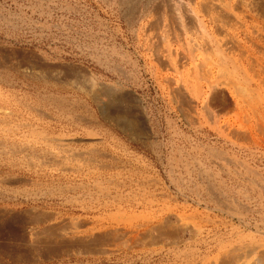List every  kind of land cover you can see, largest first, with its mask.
Wrapping results in <instances>:
<instances>
[{
	"label": "rangeland",
	"instance_id": "1",
	"mask_svg": "<svg viewBox=\"0 0 264 264\" xmlns=\"http://www.w3.org/2000/svg\"><path fill=\"white\" fill-rule=\"evenodd\" d=\"M153 2L155 0H0V98L7 101L13 111L7 126L18 129L16 138H30L29 134L34 131L47 140L50 139L49 148L55 154L62 155L61 164L68 167L67 171L60 170L57 166L33 169L34 171L21 165L11 169L9 162L23 161V164L25 156L17 155L16 158L0 160V169L16 179L15 184L6 186L10 192L16 193L10 194L0 188V208L15 209L10 216H0V264H186L189 244L184 240L188 238V234L177 230L174 225V217L182 214L193 215L198 218L197 221L206 218L217 220L221 223L212 229L230 233L235 228L243 237H248L247 241L264 238V89L257 112L260 114H256L257 120L256 115L253 117L248 108L240 113L226 111V114L221 112L218 115L217 109L208 106L209 91L206 87L200 95L192 91L193 70L188 63L179 60L177 45L170 43L167 46L166 62L155 57L156 47L149 38V23L156 19L151 10L155 7ZM256 25L260 29L259 34L264 35L263 16L257 17ZM236 36L250 53V57H254L264 68V38L257 39L259 42L256 40L258 45L255 48L245 41L244 33ZM180 87L183 89L179 90ZM169 92L172 93L168 95ZM226 97L229 102L231 98L232 101L234 99L231 92H226ZM207 115L210 118L212 115V118H207ZM242 117L247 118V122ZM259 122L263 124V129L259 128L261 131L258 132L255 125L261 127ZM32 126L38 127L32 129ZM235 129L239 132L244 130L242 132H246L250 139H243V142L240 136L233 137L230 133ZM99 189L103 192H99ZM208 190L214 194L210 195L211 191L208 193ZM26 191H33L37 196L19 197ZM213 195L216 199L224 198L223 202L238 209L241 217L231 219L217 213L213 208ZM41 212L43 213L40 214ZM53 213L56 215L53 216ZM32 215L35 220L38 216L41 217L35 221L34 217L30 218ZM50 216H53L50 220L46 218ZM51 222L53 223L50 224ZM163 223L169 224L167 228H171L170 231L167 228L163 230ZM54 226L60 227L54 229ZM121 229L128 231L124 238L112 240L110 235L122 232ZM206 231L205 228V238ZM57 232L69 233L68 235L76 238L61 239ZM91 234L97 242H94ZM35 235L40 237L36 238ZM113 241L118 245H114ZM90 244L97 247H91ZM121 244L126 246H120ZM78 245L81 249H77ZM199 247L200 252H203L207 246ZM89 248L94 250L90 253ZM196 256L197 254L193 259Z\"/></svg>",
	"mask_w": 264,
	"mask_h": 264
},
{
	"label": "bare ground",
	"instance_id": "2",
	"mask_svg": "<svg viewBox=\"0 0 264 264\" xmlns=\"http://www.w3.org/2000/svg\"><path fill=\"white\" fill-rule=\"evenodd\" d=\"M115 1V0H114ZM136 1V0H135ZM152 0H150L151 2ZM154 3V2H153ZM143 4V3H142ZM141 4V5H142ZM145 4V3H144ZM147 4V3H146ZM122 5V4H121ZM154 8H152V13L156 16V19L154 22L149 23L151 25L149 27L150 34L149 38L152 41L154 47H156V53H157V59L162 61H167V56L165 53L168 51L167 46H170L171 44H175L178 47V56L180 57L179 60L184 61L186 64L188 63L189 67H192V73L191 76L194 78V82L192 83L193 86V92L194 94L200 95L202 92V89L206 87L209 91V100H208V106L211 105L212 109L213 107L217 109V114H221V112L225 113L226 111H233L235 113H240L242 111H245L246 108L251 111L252 116L254 117V114H260L258 112L259 105L262 101L261 93L264 89V68L260 66V64L253 58L250 57V53L240 44V41L236 36L238 33H244L246 36L245 41L247 40L249 43L253 44V46L256 45L257 39L264 38V35L259 34V30L257 28L256 22L258 16L264 17V2L263 0H155ZM140 6V5H139ZM147 6V5H146ZM145 6V8H146ZM138 7V6H137ZM122 8V7H120ZM151 8V7H150ZM149 8V9H150ZM134 9V8H133ZM149 10V12L151 11ZM124 11V10H122ZM130 11V10H129ZM133 11V10H132ZM131 11V12H132ZM137 11V10H136ZM135 12V10H134ZM142 13V11H140ZM148 12V13H149ZM125 14V13H124ZM129 14V13H128ZM134 14V13H133ZM138 14V13H137ZM136 15V14H135ZM144 15V14H142ZM141 15V16H142ZM127 16V15H126ZM133 16V15H132ZM131 17V16H130ZM135 17V16H134ZM140 17V16H139ZM147 17V15L145 16ZM151 17V16H150ZM133 18V17H132ZM136 18L137 15H136ZM129 20V19H128ZM136 20V19H135ZM144 20V18L142 19ZM150 20V19H149ZM129 22V21H128ZM134 22V21H133ZM127 23V22H126ZM132 23V22H130ZM148 23V22H147ZM135 24V23H132ZM262 24V23H261ZM131 25V24H130ZM140 25V24H139ZM144 26V25H142ZM148 27V26H147ZM135 31V30H134ZM146 31V30H145ZM262 33V32H261ZM264 34V33H263ZM146 35V34H145ZM148 37V36H147ZM148 40V39H146ZM258 41V40H257ZM259 42V41H258ZM150 43V42H149ZM139 44V43H138ZM264 44V43H263ZM261 47H263L261 45ZM260 47V48H261ZM149 48V47H148ZM259 48V49H260ZM154 49V48H153ZM174 49V48H173ZM173 49L172 52L174 51ZM262 49V48H261ZM249 50V49H248ZM152 51V50H151ZM262 51V50H261ZM153 52V51H152ZM148 53V52H147ZM155 53V52H154ZM261 53V52H258ZM173 54V53H171ZM198 54V55H197ZM264 54V53H263ZM175 55V54H174ZM172 55V56H174ZM207 55V58L206 56ZM148 56V55H147ZM1 57V56H0ZM257 58V57H256ZM11 59V58H10ZM156 59V60H157ZM157 60V61H158ZM156 61V62H157ZM195 61H198L195 63ZM1 62V59H0ZM177 62V61H176ZM11 63V62H10ZM178 63H180L178 61ZM183 63V62H182ZM184 63V64H185ZM1 64V63H0ZM158 64H165V63H159ZM168 64V63H167ZM166 65V64H165ZM162 65V66H165ZM152 66V65H151ZM168 66V65H166ZM179 67V66H178ZM188 67V68H189ZM170 68V66H169ZM150 70V69H149ZM172 71V70H171ZM176 71V70H175ZM3 72V71H2ZM189 73V71L187 72ZM174 74V73H172ZM185 75V74H184ZM170 76V75H169ZM189 76V75H188ZM168 77V76H167ZM166 77V78H167ZM178 77V76H177ZM165 78V79H166ZM175 78V77H174ZM184 78V77H183ZM186 81H187V75H186ZM169 79V78H167ZM171 79V78H170ZM1 80V79H0ZM173 80V79H172ZM177 80V79H175ZM7 81V80H6ZM167 82V80H166ZM180 82V81H177ZM192 82V80H191ZM168 84V83H167ZM6 85V84H4ZM182 85V84H181ZM180 85V86H181ZM179 86V84H178ZM165 87V86H164ZM169 89L171 87L167 86ZM191 88V87H190ZM183 89L182 87L179 88ZM187 89V87H186ZM178 90V89H177ZM172 91V90H171ZM175 91V88H174ZM184 91V90H183ZM191 91V89H190ZM179 92V91H178ZM176 91V93H178ZM181 92V91H180ZM189 92V91H188ZM226 92H231L233 94V101L231 98V102L227 100ZM1 93V92H0ZM172 92H169L171 94ZM179 94V93H178ZM205 94V92L203 93ZM208 94V92H207ZM264 94V93H263ZM191 95V94H190ZM15 96V95H14ZM176 96V95H175ZM186 96V94H185ZM205 97V95H203ZM202 96V97H203ZM207 96V95H206ZM229 96V95H228ZM172 97V96H171ZM181 97V96H180ZM189 97V96H188ZM174 98V97H173ZM187 99V96H186ZM204 99V98H203ZM202 99V100H203ZM7 100V99H6ZM9 100V99H8ZM11 100V99H10ZM172 100V99H171ZM185 100V99H184ZM206 100V98H205ZM117 101V100H116ZM183 101V99H182ZM189 101V100H188ZM188 101H185L186 103ZM191 101V100H190ZM204 101V100H203ZM20 102V101H19ZM194 102V101H193ZM202 102V101H200ZM191 103V102H190ZM197 103V102H196ZM264 103V102H263ZM184 104V102L182 103ZM182 104H180L182 106ZM205 104V103H204ZM203 104V105H204ZM10 104H8L7 101H4L2 98H0V160H6L10 159L12 157L16 158L17 155H22V157L25 156L26 159L25 163L21 164L22 162H9V167L13 169L14 167L25 166L29 169H39L43 167H50V166H57L60 167V170H68V167L65 165H62L63 157L62 155L55 154L49 146L51 145L48 140L44 136L40 135L39 133L29 132V137H22V138H16L15 134L18 131L17 128H10L7 126V123H9V120L13 116V111L9 107ZM19 105V104H18ZM185 105V104H184ZM200 105V104H199ZM179 106V105H178ZM189 107V105H187ZM185 106V107H187ZM118 107V106H117ZM203 107V106H202ZM263 107V106H262ZM179 108V107H178ZM261 108V107H260ZM191 109L190 107L188 108ZM200 109H202L200 107ZM179 110V109H178ZM192 110V109H191ZM203 110V109H202ZM205 110V109H204ZM203 110V111H204ZM261 110V109H260ZM42 111V110H41ZM186 110H184L185 112ZM202 111V112H203ZM206 111V110H205ZM210 111V110H209ZM182 112V111H181ZM183 112V114H185ZM199 112V111H197ZM208 112V111H206ZM216 112V111H214ZM46 113V112H45ZM212 113V112H211ZM228 113V112H227ZM264 113V112H263ZM20 114V113H19ZM41 114V113H40ZM181 114V113H180ZM188 113H186L187 115ZM218 114V115H219ZM226 114V113H225ZM244 114V113H243ZM249 114V113H248ZM185 115V116H186ZM206 115V114H205ZM210 115V114H209ZM213 115V114H212ZM211 115V118H212ZM230 115V113H229ZM20 116V115H19ZM184 116V115H183ZM190 116V115H189ZM197 116V115H196ZM236 117V115H234ZM244 116V115H242ZM250 116V115H249ZM25 117V116H24ZM28 117V116H27ZM192 117V116H191ZM204 117V116H203ZM209 117L208 115L206 116ZM229 117V116H228ZM227 117V118H228ZM248 117V116H246ZM251 117V116H250ZM252 117V118H253ZM257 115L255 116V120H257ZM210 118V117H209ZM210 118V119H211ZM245 117H242V119ZM259 118V117H258ZM262 118V117H261ZM187 120V117L185 118ZM190 119V117H189ZM192 119V118H191ZM206 119V118H205ZM217 119V118H216ZM225 119V118H224ZM247 119V118H246ZM246 119H243V121ZM264 119V118H263ZM19 120V119H18ZM195 120V118H194ZM220 120V119H219ZM237 122L238 116H237ZM249 120V119H248ZM25 121V119H24ZM189 122H192V120H188ZM263 121V120H262ZM26 122V121H25ZM223 122V120H222ZM247 122V121H246ZM249 122V121H248ZM264 122V121H263ZM20 123V122H19ZM31 123V122H30ZM195 123V122H194ZM231 123V122H230ZM28 124V123H27ZM34 124V123H33ZM191 124V123H190ZM236 123H234L235 125ZM239 124L243 125L242 122ZM247 124V123H246ZM252 123H250L251 125ZM255 124H258V121H255ZM260 124V122H259ZM10 125V124H9ZM29 125V124H28ZM39 125V124H38ZM229 125V124H228ZM241 125L239 127H241ZM261 127L258 125L256 126V130L259 132L260 129H263V124H260ZM15 126V124H14ZM17 126V123H16ZM23 126V125H22ZM25 126H27L25 124ZM30 126V125H29ZM222 126V125H221ZM237 126V125H236ZM254 126V125H253ZM35 127V126H34ZM32 126V129L34 128ZM38 127V126H36ZM35 127V128H36ZM235 127V126H234ZM238 127V128H239ZM247 127V126H245ZM249 127V126H248ZM23 128V127H22ZM223 128V127H222ZM227 128V126H226ZM226 128L224 131H226ZM260 128V129H259ZM20 129V128H19ZM49 129V128H48ZM244 129V128H243ZM25 130V129H24ZM30 130V129H29ZM203 130V129H202ZM206 130V129H205ZM215 130V129H214ZM223 130V129H222ZM229 131L231 129H228ZM253 130H255L253 128ZM22 131V130H21ZM20 131V132H21ZM31 131V130H30ZM244 130L231 131V135L234 136H240L243 141V139H247L248 135L246 132H242ZM256 131V132H257ZM264 130H262L263 132ZM229 133H227L229 135ZM251 133V132H250ZM26 134V133H25ZM47 134V133H45ZM221 134V133H220ZM255 134V133H254ZM258 134V133H256ZM261 134V132H260ZM258 134V135H260ZM23 136V135H20ZM262 136V135H261ZM264 139V136H262ZM254 138V137H252ZM258 138V136H257ZM61 139V138H60ZM234 139V138H233ZM240 139V138H239ZM250 139V137L248 138ZM52 140V139H51ZM57 140V139H56ZM59 140V139H58ZM232 140V139H231ZM239 140V141H241ZM260 142V139H258ZM257 140V141H258ZM238 141V140H237ZM252 142L254 140H251ZM256 141V142H257ZM262 141V140H261ZM63 141H60V144ZM245 142V141H243ZM247 142V141H246ZM255 142V145L257 144ZM264 142V140H263ZM242 142H240L241 144ZM248 143V142H247ZM55 144V143H54ZM253 144V143H252ZM259 144V143H258ZM57 145V144H56ZM68 145V144H67ZM263 145V144H262ZM65 146V145H64ZM68 147V146H67ZM56 148V147H55ZM57 149V148H56ZM214 149V148H213ZM64 151V149L62 148ZM211 150V149H210ZM209 150V151H210ZM248 150V149H247ZM96 151V150H95ZM99 151V150H98ZM242 151V150H241ZM69 152V151H68ZM91 152V151H90ZM216 152V151H215ZM63 153V152H62ZM67 153V152H66ZM77 153V152H75ZM209 153H212L209 152ZM218 153V152H217ZM220 153V152H219ZM73 153H71L72 155ZM92 154V153H91ZM98 155L100 153H97ZM108 154V153H106ZM214 154V150L213 153ZM65 155V154H64ZM82 155V154H81ZM86 155V153H85ZM90 155V154H89ZM103 155V154H102ZM100 155V156H102ZM216 155V153H215ZM222 156V155H221ZM225 156V155H224ZM230 156V155H229ZM228 156V157H229ZM78 157V155H77ZM80 157V156H79ZM78 157V158H79ZM86 157V156H85ZM90 157V156H89ZM89 157L87 159H89ZM93 157V156H92ZM111 157V156H110ZM189 157V156H187ZM209 157V156H208ZM213 157V156H212ZM96 158V157H94ZM112 158V157H111ZM191 158V157H190ZM216 158V156H215ZM230 158V157H229ZM75 159V158H74ZM85 159V158H84ZM19 160V159H18ZM22 160V159H21ZM66 160V159H65ZM67 160H69L67 158ZM86 160V159H85ZM93 161V159H91ZM102 160V159H101ZM105 160V159H104ZM108 160V159H107ZM106 160V161H107ZM113 160V158H112ZM185 160V159H184ZM196 160V159H195ZM10 161V160H8ZM7 161V162H8ZM76 161V160H75ZM91 161V163H92ZM96 161V160H95ZM94 161V162H95ZM192 161V160H191ZM224 161V160H223ZM240 161V160H238ZM83 162V161H82ZM214 162V161H213ZM220 162V161H219ZM228 162V161H226ZM237 162V161H236ZM5 163V162H4ZM62 163V164H61ZM87 163V162H86ZM97 164V162H95ZM110 163V162H109ZM112 163V162H111ZM196 163V162H195ZM230 163V162H229ZM232 163V162H231ZM6 164V163H5ZM80 164V163H78ZM84 164V163H83ZM89 164V163H88ZM182 164V163H181ZM184 164V163H183ZM188 164V163H186ZM197 164V163H196ZM234 164V163H233ZM238 164V163H237ZM2 165V164H1ZM70 165V164H69ZM109 165V164H108ZM189 165V164H188ZM187 165V166H188ZM194 165V164H192ZM217 165V164H216ZM236 165V164H235ZM241 166V164H239ZM5 166V165H4ZM7 166V165H6ZM102 166H104L102 164ZM107 166V165H105ZM113 166V165H112ZM128 166V165H127ZM226 166V165H225ZM243 166V165H242ZM241 166V167H242ZM246 166V165H245ZM101 167V165H100ZM116 167V166H115ZM135 167V166H134ZM198 167V166H197ZM216 167V166H215ZM218 167V166H217ZM4 168V167H3ZM6 168V167H5ZM26 168V169H27ZM79 168V167H78ZM109 168V167H108ZM119 168V167H118ZM183 168V167H182ZM189 168V167H188ZM202 168V167H201ZM220 168V167H219ZM243 168V167H242ZM8 169V168H7ZM27 169V170H29ZM86 169V168H85ZM106 169V168H105ZM110 169V168H109ZM115 169V168H114ZM226 169V168H225ZM250 169V168H249ZM252 169V168H251ZM33 170V171H34ZM41 170V169H40ZM50 170V169H49ZM58 170V168H57ZM83 170V169H82ZM94 170V169H93ZM99 170V169H98ZM104 170V169H103ZM107 170V169H106ZM191 170V169H190ZM87 171V170H86ZM100 171V170H99ZM209 171V170H207ZM233 171V170H232ZM253 171V170H252ZM47 172V171H46ZM49 172V171H48ZM81 172V171H80ZM95 172V170H94ZM106 172V171H105ZM109 172V171H108ZM112 172V171H111ZM118 172V171H117ZM196 172V171H195ZM224 172V171H223ZM229 172V171H228ZM247 172V170H246ZM8 173V172H7ZM84 173V172H83ZM87 173V172H86ZM110 173V172H109ZM200 173V172H199ZM203 173V172H202ZM221 173V172H220ZM241 173V172H240ZM252 173V172H251ZM10 174V173H9ZM89 174V173H88ZM100 174V173H99ZM111 174V173H110ZM136 174V173H135ZM140 174V173H139ZM198 174V173H197ZM231 174V173H230ZM250 174V173H248ZM256 174V173H253ZM20 175V174H19ZM18 175V176H19ZM45 175V174H44ZM51 175V174H49ZM63 175V174H62ZM119 175V174H118ZM138 175V174H137ZM135 175V176H137ZM141 175V174H140ZM139 175V176H140ZM214 175V174H213ZM226 175V174H225ZM242 175V173H241ZM251 175V174H250ZM260 175L259 173L257 174ZM256 175V176H257ZM22 176V175H21ZM27 176V175H26ZM38 176V175H36ZM47 176V175H45ZM80 176V175H79ZM202 176V175H201ZM205 176V175H204ZM210 176V175H208ZM212 176V175H211ZM216 176V174H215ZM231 176V175H230ZM246 176V175H245ZM15 177V176H14ZM28 177V176H27ZM52 177V176H51ZM66 177V176H65ZM93 177V176H92ZM110 177V176H109ZM138 177V176H137ZM233 177V176H232ZM237 177V176H236ZM20 178V177H19ZM72 178V177H70ZM86 178V177H85ZM103 178V177H101ZM113 178V177H111ZM200 178V177H199ZM207 178V177H206ZM218 177L216 176V179ZM235 178V177H234ZM259 178V177H258ZM27 179V178H26ZM29 179V178H28ZM27 179V180H28ZM48 179V178H47ZM68 179V178H67ZM81 179V178H80ZM94 179V178H92ZM97 179V178H96ZM110 179V178H108ZM131 179V178H130ZM137 179V178H136ZM197 179V178H196ZM202 179V178H201ZM261 179V178H260ZM16 179L10 177L8 174L4 173L0 169V188L4 189L5 192H10L6 186L9 184L13 185L12 183L15 182ZM26 180V181H27ZM43 180V179H42ZM87 180V179H86ZM90 180V179H89ZM112 180V179H111ZM114 180V178H113ZM119 180V179H118ZM141 180V179H140ZM200 180V179H199ZM245 180V179H244ZM32 181V180H31ZM44 181V180H43ZM61 181V180H60ZM88 181V180H87ZM92 181V180H91ZM94 181V180H93ZM100 181V180H99ZM104 181V180H103ZM108 181V180H107ZM106 181V182H107ZM142 181V180H141ZM145 181V180H144ZM150 181V180H149ZM252 181V180H251ZM255 181V180H254ZM36 182V181H34ZM45 182V181H44ZM48 182V181H47ZM54 182V180H53ZM57 182V181H56ZM55 182V183H56ZM102 182V180H101ZM122 182V181H121ZM130 182V181H129ZM140 182V181H139ZM210 182V181H209ZM208 182V183H209ZM212 182V181H211ZM215 182V181H214ZM253 182V181H252ZM259 182V181H257ZM33 183V182H32ZM41 183V182H40ZM59 183V181H58ZM62 183V182H60ZM65 183V182H64ZM72 183V182H71ZM75 183V182H74ZM77 183V182H76ZM128 183V182H127ZM132 183V182H131ZM137 183V182H136ZM196 183V182H195ZM241 183V182H240ZM15 184V183H14ZM17 184V183H16ZM46 184V183H45ZM57 184V183H56ZM66 184V183H65ZM68 184V183H67ZM66 184V185H67ZM73 184V183H72ZM94 184V183H93ZM123 184V183H122ZM130 184V183H129ZM147 184V183H146ZM193 184V183H192ZM207 184V183H206ZM213 184V183H209ZM216 184V183H215ZM218 184V183H217ZM220 184V183H219ZM244 184V183H243ZM18 185V184H17ZM27 185V184H26ZM82 185V184H81ZM87 185V184H86ZM90 185V184H89ZM127 185V184H126ZM140 185V184H138ZM210 185V187H212ZM223 185V183H222ZM37 186V185H36ZM51 186V185H50ZM55 186V185H54ZM60 186V185H58ZM68 186V185H67ZM83 186H85L83 184ZM92 186V184H91ZM117 186V185H116ZM115 186V188H116ZM120 186V185H119ZM145 186V185H144ZM147 186V185H146ZM218 186V185H217ZM243 186V185H242ZM247 186V185H246ZM256 186V185H255ZM34 187V186H33ZM64 187V186H63ZM69 187V186H68ZM74 187V186H73ZM77 187V186H75ZM130 187V186H129ZM138 187V186H137ZM187 187V186H186ZM190 187V186H189ZM206 187V186H205ZM209 187V188H210ZM18 188V187H17ZM39 188V187H38ZM45 188V187H44ZM56 188V187H55ZM93 188V186H92ZM95 188V187H94ZM113 188V187H112ZM192 188V187H191ZM199 188V187H198ZM208 188V186H207ZM254 188V187H253ZM42 189V188H41ZM46 189V188H45ZM49 189V188H48ZM68 189V188H67ZM79 189V188H78ZM121 189V188H120ZM123 189V188H122ZM133 189V188H132ZM139 189V188H138ZM142 189V188H141ZM203 189V188H202ZM212 189V188H211ZM215 189V188H214ZM220 189V188H219ZM12 190V189H11ZM18 190V189H17ZM21 190V189H20ZM19 190V191H20ZM35 190V189H34ZM38 190V189H37ZM66 190V189H65ZM119 191V189L117 188ZM128 190V189H127ZM191 190V189H190ZM206 190V189H205ZM213 190V189H212ZM247 190V189H246ZM249 190V189H248ZM252 190V189H250ZM262 190V189H261ZM16 191V190H15ZM24 191V190H23ZM22 191V192H23ZM63 191V190H62ZM110 191V190H108ZM114 191V190H113ZM146 191V189H145ZM151 191V190H150ZM209 191V190H208ZM211 191V190H210ZM210 191L208 193H210ZM224 191V190H223ZM12 193H16L14 191H11ZM10 192V194H11ZM21 192V191H20ZM52 192V191H50ZM49 192V193H50ZM55 192V191H54ZM72 192V191H71ZM78 192V191H77ZM84 192V190H83ZM96 192V191H94ZM99 192H103L101 189H99ZM136 192V191H135ZM155 192V191H154ZM218 192V191H217ZM216 192V193H217ZM250 192V191H247ZM253 192V191H251ZM259 192V191H258ZM264 192V191H262ZM3 193V192H2ZM45 194V192H43ZM42 193V194H43ZM58 193V192H57ZM74 193V191H73ZM92 193V192H91ZM123 193V192H122ZM121 193V194H122ZM197 193V192H196ZM201 193V192H200ZM203 193V192H202ZM205 193V191H204ZM219 193V192H218ZM223 194V192H221ZM219 193V194H221ZM1 194V193H0ZM39 194V193H38ZM41 194V193H40ZM97 194V193H96ZM125 194V193H124ZM127 194V192H126ZM146 194V193H145ZM214 193L211 194L212 195ZM221 194V195H222ZM264 194V193H263ZM60 195V194H59ZM73 195V194H72ZM71 195V196H72ZM76 195V194H75ZM81 195V194H80ZM90 195V194H89ZM99 195V194H98ZM114 195V194H113ZM147 195H150L147 194ZM195 195V194H194ZM200 195V194H199ZM198 195V196H199ZM203 195V194H202ZM206 195V194H205ZM208 195V194H207ZM220 195V196H221ZM228 195V194H227ZM233 195V194H232ZM257 195V194H255ZM15 196H17L15 194ZM36 197L37 193L33 191H26L24 194L19 195V197ZM51 196V194H50ZM57 196V195H56ZM61 196V195H60ZM69 196V195H68ZM106 196V195H103ZM122 196V195H121ZM130 196V195H129ZM134 196V195H133ZM138 196V195H137ZM135 196V197H137ZM162 196V195H160ZM74 197V196H73ZM93 197V196H92ZM91 197V198H92ZM108 197V196H107ZM106 197V198H107ZM115 197V196H114ZM214 197V195H213ZM224 197V195H223ZM228 197V196H227ZM234 197V196H233ZM8 198V197H7ZM48 198V197H47ZM57 198V197H55ZM66 198V197H65ZM69 198V197H68ZM89 198V197H88ZM87 198V200H88ZM105 198V197H104ZM124 198V197H123ZM130 198V197H129ZM142 198V197H141ZM198 198V197H197ZM209 198V197H208ZM250 198V197H249ZM255 198V197H254ZM16 199V198H15ZM45 199V198H44ZM93 199V198H92ZM248 199V198H247ZM29 200V199H28ZM70 200V199H69ZM74 200V199H73ZM77 200V199H76ZM81 200V199H80ZM84 200V199H83ZM149 200V199H147ZM224 200V198H223ZM223 200L214 197L213 205L214 210H216L217 213L220 215H224L227 217L233 218H240L241 212L233 207L230 204H226L223 202ZM236 200V199H235ZM242 200V199H241ZM9 201V200H8ZM26 201V200H25ZM64 201V200H63ZM94 201V200H93ZM139 201V200H137ZM204 201V200H203ZM207 201V200H206ZM234 201V200H233ZM33 202V201H32ZM39 202V201H38ZM74 202V201H73ZM80 202V201H79ZM104 202V200H103ZM118 202V201H117ZM116 202V203H117ZM130 202V201H129ZM201 202V201H200ZM247 202V201H246ZM36 203V202H35ZM89 203V202H88ZM87 203V204H88ZM94 203V202H93ZM101 203V202H100ZM211 203V202H210ZM82 204V203H81ZM86 204V205H87ZM106 204V202H105ZM142 204V203H141ZM240 204V203H239ZM127 205V204H126ZM243 205V204H242ZM18 206V205H17ZM96 206V205H95ZM104 206V205H103ZM156 206V205H155ZM166 206V205H165ZM177 206V205H176ZM198 206V205H197ZM21 207V206H20ZM19 207V208H20ZM28 207V206H27ZM40 207V206H39ZM86 207V206H85ZM134 207V206H133ZM142 207V206H140ZM160 207V206H159ZM173 207V206H172ZM246 208V206H244ZM263 207V206H262ZM35 208V207H34ZM33 208V209H34ZM41 208V207H40ZM91 208V207H90ZM170 208V206H169ZM176 208V207H175ZM212 208V207H211ZM244 208V209H245ZM77 209V208H76ZM97 209V208H96ZM105 209V208H103ZM102 209V211H103ZM111 209V208H110ZM113 209V208H112ZM123 209V208H122ZM131 209V208H130ZM133 209V208H132ZM186 209V208H185ZM209 209V208H208ZM247 209V208H246ZM24 210V209H23ZM32 212V209H29ZM36 210V209H34ZM78 210V209H77ZM86 210V209H85ZM129 210V209H127ZM164 210V209H163ZM169 210V209H168ZM28 211V212H30ZM96 211V210H95ZM134 211V210H133ZM143 211V210H142ZM180 211V210H179ZM186 211V210H185ZM184 211V212H185ZM15 212V209L9 208V207H1L0 208V216H10L12 213ZM25 212V210H24ZM83 212V211H82ZM149 212V211H148ZM196 212V211H195ZM201 211H199L200 213ZM37 213L39 214V211L37 210ZM41 212L40 214H42ZM46 213V212H45ZM44 213V214H45ZM49 213V212H48ZM57 213V212H56ZM85 213V212H84ZM100 213V212H99ZM114 213V212H113ZM135 213V212H134ZM139 213V212H138ZM154 213V212H153ZM212 213V212H211ZM15 214V213H14ZM17 214V213H16ZM19 214L22 216L23 214L19 212ZM28 214V213H27ZM32 214V213H31ZM35 214V212L33 213ZM43 214V215H44ZM53 213L52 215H54ZM158 214V213H157ZM164 214V213H163ZM161 214V215H163ZM176 214V213H175ZM174 214V215H175ZM179 214V213H178ZM193 214V213H191ZM250 214V213H249ZM26 215V214H25ZM49 215V214H48ZM128 215V214H127ZM130 215V214H129ZM174 215H172L174 217ZM52 216V217H53ZM155 216V215H154ZM158 216V215H157ZM192 216V217H191ZM191 216H186L184 214L182 215H176L174 217V225L177 228V230H180L182 232H186L188 234V238L184 240L186 244H189V256L186 257V264H264V238H261L259 241L256 240H249L247 241L248 237H243L241 233H238L235 228L232 229V232L230 233H221L216 231L217 225L221 222H218L217 220H209V218H206L205 220L197 221L198 218ZM243 216V215H242ZM16 217V216H15ZM25 217V216H24ZM34 216L32 215L33 218ZM37 217V215H36ZM39 217V216H38ZM37 217V219H39ZM50 217H46L50 220ZM106 217V216H105ZM150 217V216H149ZM152 217V216H151ZM166 217V215H165ZM223 217V216H222ZM3 218V217H2ZM62 218V217H61ZM84 218V217H83ZM82 218V220H83ZM168 218V217H167ZM171 218V217H170ZM29 220V218H27ZM37 219L34 220L37 221ZM47 219V220H48ZM68 219V217H67ZM107 219V218H106ZM151 219V218H150ZM163 219V218H162ZM226 219V218H225ZM229 219V218H228ZM33 220V221H34ZM42 220V219H40ZM44 220V219H43ZM48 220V221H49ZM64 219H62L63 221ZM70 220V218H69ZM72 220V218H71ZM75 220V219H73ZM154 220V219H153ZM170 224V220L167 219ZM32 221V222H33ZM45 221V220H44ZM43 221V223H44ZM61 220H58V222ZM67 221V220H65ZM77 221V219H76ZM86 221V220H85ZM84 221V222H85ZM106 221V220H105ZM165 220L163 219V222ZM222 221V220H221ZM242 221V220H240ZM28 222V221H27ZM42 222V221H41ZM39 222V224L41 223ZM162 222V221H161ZM172 222V221H171ZM243 222V221H242ZM245 222V221H244ZM31 223V220H30ZM35 223V222H34ZM38 223V222H36ZM51 222L50 224H52ZM68 223V222H67ZM71 222H69L70 224ZM82 223V222H81ZM99 223V221H98ZM111 223V222H110ZM122 223V222H121ZM142 223V222H141ZM249 223V222H248ZM254 223V222H253ZM259 223V222H258ZM29 224V223H28ZM65 224V223H64ZM68 224V225H69ZM72 224V223H71ZM169 224L163 223V230L167 228ZM252 224V223H251ZM257 224V223H256ZM38 225V224H37ZM48 225V224H47ZM62 225V224H61ZM73 225V224H72ZM104 225V224H103ZM156 225V224H155ZM224 225V224H223ZM233 225V224H232ZM238 225V224H236ZM53 226V225H52ZM100 226V225H99ZM126 226V225H125ZM135 226V225H134ZM143 225L141 224L140 227ZM161 226V225H160ZM171 226V225H170ZM35 227V226H34ZM54 226L53 228L55 229ZM58 226L57 228H59ZM68 227V226H67ZM107 227V226H106ZM124 227V226H123ZM137 227V226H136ZM150 227V226H149ZM156 227V226H155ZM169 227V226H168ZM174 227V226H173ZM172 227V229H174ZM46 228V227H45ZM51 228V227H50ZM69 228V227H68ZM78 229H81V227H77ZM83 228V227H82ZM104 230V227H102ZM121 228V227H120ZM128 228V227H127ZM133 228V227H132ZM139 228V227H138ZM151 228V227H150ZM206 228V238L204 236V230ZM36 229V228H35ZM52 229V228H51ZM71 229V228H70ZM76 229V228H75ZM74 229V230H75ZM76 229V231L78 230ZM117 229V228H116ZM169 229V228H167ZM171 229V228H170ZM169 229V231H170ZM220 229V228H219ZM228 229V228H227ZM44 230V228H43ZM110 230V229H109ZM115 230V229H114ZM139 230V229H138ZM150 230V229H149ZM157 230V229H156ZM161 230V231H163ZM218 230V229H217ZM54 231V230H53ZM94 231V229H93ZM107 231V230H106ZM111 231V230H110ZM120 231L122 232H114L112 233V240L114 238L123 237L127 234V232H124L123 229ZM148 231V229H147ZM151 231V230H150ZM155 231V230H154ZM159 231V229H158ZM160 231V232H161ZM252 231V230H251ZM260 231V230H259ZM46 232V231H45ZM62 232V231H60ZM59 232V233H60ZM65 232V231H64ZM141 232V231H140ZM153 232V230H152ZM150 232V233H152ZM166 232V231H164ZM50 233V232H49ZM58 233V232H57ZM58 233V234H59ZM68 233V232H67ZM82 233V232H81ZM129 233H132L129 231ZM134 233V232H133ZM149 233V235H151ZM171 233V232H170ZM260 233V232H259ZM32 234H34L32 232ZM45 234V233H44ZM51 234V233H50ZM56 234V233H55ZM53 234V236L55 235ZM69 234V233H68ZM65 233H60L61 239H70L76 238L73 235H68ZM31 235V234H30ZM48 235V234H47ZM86 235V234H85ZM92 235V234H91ZM105 234H103L104 236ZM141 235V234H140ZM39 236V235H38ZM38 236L35 235L37 238ZM42 236V235H41ZM45 236V235H43ZM89 236V235H88ZM87 236V237H88ZM101 236V235H100ZM101 236L103 239L104 237ZM109 236V235H108ZM135 236V235H134ZM146 236V235H145ZM167 236V235H166ZM165 236V237H166ZM40 237V236H39ZM38 237V238H39ZM96 237V236H95ZM47 238V237H46ZM83 238V237H80ZM77 238V239H80ZM93 238V235H92ZM126 238V237H125ZM128 238V237H127ZM131 238V237H130ZM23 239V238H22ZM42 239V238H41ZM91 239V238H88ZM94 239V238H93ZM99 239V238H97ZM120 239V238H119ZM117 239V240H119ZM135 239V237H134ZM161 239V237H160ZM182 239V238H181ZM255 239V238H254ZM257 239V238H256ZM32 240V239H30ZM37 241L36 239H33V241ZM47 240V239H46ZM50 240V239H49ZM102 240V239H101ZM99 240V241H101ZM109 240V239H108ZM107 240V241H108ZM111 240V239H110ZM111 240V241H112ZM167 240V239H165ZM176 241V239H173ZM180 240V239H179ZM43 241V239H42ZM89 241V240H88ZM96 239H94V242ZM121 241V240H120ZM125 241V240H124ZM123 241V242H124ZM127 241V240H126ZM139 241V240H138ZM73 242V241H71ZM97 242V241H96ZM114 242V245H118ZM122 242V241H121ZM133 242V240H132ZM143 242V241H142ZM182 241V243H184ZM31 243V242H30ZM86 243H88L86 241ZM85 243V244H86ZM102 243H105L104 241ZM128 243V242H127ZM135 243V242H134ZM154 243V241H153ZM28 244V243H27ZM59 244V243H58ZM67 244V243H66ZM65 244V245H66ZM69 244V242H68ZM113 244V243H112ZM120 244V242H119ZM165 244V243H164ZM163 244V245H164ZM64 245V244H63ZM89 245V244H87ZM92 245V244H90ZM94 245V244H93ZM91 247H97L95 246ZM99 245V244H98ZM102 245V244H101ZM100 245V246H101ZM166 245V244H165ZM176 245V244H175ZM200 245H206L205 250L203 252H200ZM62 246V245H61ZM86 246V245H85ZM84 246V247H85ZM120 246H123L121 244ZM126 246V244L124 245ZM123 246V247H124ZM40 247V246H39ZM44 247V246H42ZM51 247V246H50ZM63 247V246H62ZM79 247V248H77ZM77 249H81V246H77ZM90 247V246H87ZM114 247V246H113ZM177 247V246H176ZM65 248V247H63ZM83 248V247H82ZM86 249V248H85ZM84 249V250H85ZM90 249V248H89ZM97 249V248H96ZM120 249V248H119ZM126 249V248H125ZM200 249V250H199ZM36 250V249H35ZM73 250V249H72ZM71 250V251H72ZM83 250V249H82ZM94 250V249H93ZM92 248L90 249L93 251ZM108 250V249H107ZM122 250V249H121ZM38 251V250H37ZM65 251V250H64ZM77 251V250H76ZM89 251V250H88ZM101 251V250H100ZM109 251V250H108ZM119 251V250H118ZM85 252V251H84ZM106 252V250H105ZM112 252V251H111ZM62 253V251H61ZM153 253V252H152ZM172 253V252H171ZM178 253V252H177ZM68 254V253H67ZM70 254V252H69ZM75 254V253H74ZM195 254H197L196 258ZM57 255V254H56ZM95 255V253H94ZM113 255V254H112ZM185 255V254H184ZM69 256V255H67ZM176 256V255H175ZM179 256V255H178ZM56 257V256H55Z\"/></svg>",
	"mask_w": 264,
	"mask_h": 264
}]
</instances>
